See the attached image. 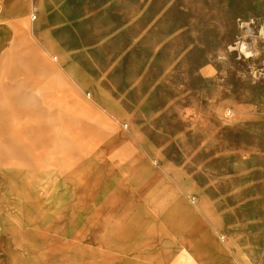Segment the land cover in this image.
Here are the masks:
<instances>
[{"label": "rangeland", "instance_id": "obj_1", "mask_svg": "<svg viewBox=\"0 0 264 264\" xmlns=\"http://www.w3.org/2000/svg\"><path fill=\"white\" fill-rule=\"evenodd\" d=\"M42 6L45 21L54 22V40L43 46L53 49L50 63L90 67L92 77L77 80L75 103L54 106L60 113L39 136L25 135L41 123L27 121L13 122V136L0 135L1 216L15 226L0 232V258L102 264L117 252L154 255L155 248H116L111 223L122 201L108 178L124 162L143 160L167 167L171 193H183L197 211L208 186L227 242L235 193L243 200L264 170V0ZM28 184L38 189L27 197L31 206L21 193ZM42 217L49 229L40 237ZM148 240L155 233L131 238Z\"/></svg>", "mask_w": 264, "mask_h": 264}, {"label": "crops", "instance_id": "obj_2", "mask_svg": "<svg viewBox=\"0 0 264 264\" xmlns=\"http://www.w3.org/2000/svg\"><path fill=\"white\" fill-rule=\"evenodd\" d=\"M42 3L43 0H10L9 3L0 0V135L5 137L13 136L14 121L41 122L38 125L29 124L25 134L28 138L39 136V131L45 127V120L57 119L55 115L60 110H55L54 106L75 103L77 80L87 83L92 77L90 67L83 70L75 63L63 66L50 63L53 49L50 51L43 46L48 40H54V22L45 21ZM124 139L125 135H117V140ZM29 147L28 150H33V144ZM146 164V160L124 162L120 169L129 173L144 168ZM166 168H156L159 176L151 182L156 190L153 193H134L127 178L122 176L108 178V184H113L115 188L112 190L116 191L112 195L122 201V204L113 206L121 211L118 216L129 218L128 210L138 211L143 206L148 208L143 230L138 228L136 231L150 232L146 227L151 224L156 227L155 219L151 218L155 209L150 210V207L158 199L166 200L158 198V194H169L174 201L182 202V197L186 199L183 193H171L172 181ZM256 174L249 192L246 185L243 200L240 193L234 195V216L227 228L228 241H222V255L213 264H264V170L260 168ZM218 222L219 234L220 218ZM152 231L156 230L153 228ZM116 243V248H155L157 252L152 256L110 257L102 264H202L185 247L175 244L162 245L157 240ZM166 249H171V253H167ZM0 264L10 263L0 258Z\"/></svg>", "mask_w": 264, "mask_h": 264}, {"label": "bare ground", "instance_id": "obj_3", "mask_svg": "<svg viewBox=\"0 0 264 264\" xmlns=\"http://www.w3.org/2000/svg\"><path fill=\"white\" fill-rule=\"evenodd\" d=\"M4 1L9 3L10 0ZM120 134L125 135L126 132L122 130ZM157 170L158 169H156L154 165L147 162L144 168L136 169L129 173L120 171L119 176L127 178L129 186L134 193H153L156 190L153 189L151 182L159 176ZM92 176L93 173L88 171L86 178ZM37 190V187L34 185L28 184L22 186L21 193L23 195V201H27L28 206H31V202L27 197ZM17 194L16 192L12 194L13 198L15 197L14 199H17ZM157 197L166 198V200L158 201V199L154 205L150 207V210L155 209V214L151 216V218L155 219L156 227L154 229L156 231H152V224L146 227L151 230L150 232L136 231L138 228L143 230L142 224L145 221L146 211L148 210L147 207L143 206L138 211H132V209L128 210L126 213L130 216L129 218L121 216L111 220L113 226L121 229L116 233V240L122 242L128 241L129 243L131 238L136 234L140 236L145 235V233L146 235L155 233L157 242L160 244H175L185 247L202 264H213V261H215L218 256L222 255L224 246L217 231L219 216L216 212L215 202H213L211 198L210 188L208 186L205 188L200 204V211H197L194 206L190 205L184 197H182V202L172 200L174 197L169 196V194L165 195V193L158 194ZM1 204L2 198L0 196V207ZM47 222L48 220L42 217L40 221V237L49 229V224ZM10 226L11 229L15 227L10 217L1 216L0 208V232ZM131 229H133V231H131ZM125 254L126 251L117 252L116 257L125 256Z\"/></svg>", "mask_w": 264, "mask_h": 264}, {"label": "built area", "instance_id": "obj_4", "mask_svg": "<svg viewBox=\"0 0 264 264\" xmlns=\"http://www.w3.org/2000/svg\"><path fill=\"white\" fill-rule=\"evenodd\" d=\"M32 16H33V18H35V14H33Z\"/></svg>", "mask_w": 264, "mask_h": 264}]
</instances>
